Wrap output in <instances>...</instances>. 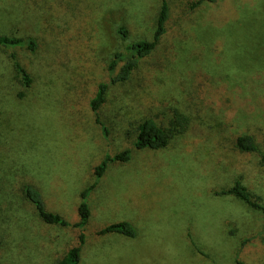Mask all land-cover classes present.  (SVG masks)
I'll use <instances>...</instances> for the list:
<instances>
[{"label": "rangeland", "instance_id": "1", "mask_svg": "<svg viewBox=\"0 0 264 264\" xmlns=\"http://www.w3.org/2000/svg\"><path fill=\"white\" fill-rule=\"evenodd\" d=\"M197 1L169 0L156 49L111 83L114 53L153 39L160 0H0V35L24 42L0 45V264H57L81 234L79 264H264L263 213L221 194L239 179L264 204V0ZM101 82L107 134L91 108ZM176 109L188 131L135 146L142 120L168 125ZM242 134L256 151L237 148ZM125 149L130 160L96 175ZM28 186L71 225L44 222ZM121 221L136 236L98 233Z\"/></svg>", "mask_w": 264, "mask_h": 264}, {"label": "trees", "instance_id": "2", "mask_svg": "<svg viewBox=\"0 0 264 264\" xmlns=\"http://www.w3.org/2000/svg\"><path fill=\"white\" fill-rule=\"evenodd\" d=\"M206 0H198L197 4H200ZM214 2L216 0H207ZM171 17V9L169 0H160V8L157 15V20L154 28L153 39L141 38L136 41L130 42L126 45L125 51H116L108 64V69L111 74V83L127 82L131 79L134 72L137 69L140 61L149 56L157 47L159 41L163 35L167 32V26ZM118 34L123 38L128 35V30L125 25H120L117 29ZM24 42L22 39L2 36L0 35V45H22ZM29 46V45H28ZM36 45L34 41L30 42L29 48H34ZM12 58L15 63V67L22 75L23 81L26 85H30L32 78L29 72L23 67V65L16 60V54L12 53ZM110 82H101L98 85L95 96L91 99V108L96 115L97 123L101 124L104 133H108L106 125L100 118V108L107 100V93ZM190 117L184 112L176 109L174 115L170 119L168 125L158 122L153 117H148L142 120L136 127L137 138L135 146L139 149H162L169 145L171 140L182 133H185L190 128ZM236 146L244 152H253L257 150V145L254 138L248 134H242L236 138ZM131 151L125 149L114 156L108 155L104 161L97 165L95 173L97 176H102L105 170L108 168L110 162H126L130 160ZM93 188H87L82 192L84 198H86ZM221 194L235 195L239 200L248 204L251 208L260 210L264 215V204L258 202L253 198V195L247 189V187L238 179L234 185L222 189ZM27 195L33 201L36 210L40 218L48 224H57L62 226L71 225L60 214L49 211L45 207V203L42 200L40 192L31 187H27ZM80 221L73 224L75 227L85 226L90 218L91 209L86 200L79 205ZM110 232L124 233L125 235L134 237L137 234L135 227L127 221H121L108 225L101 229L99 234H106ZM80 244L70 247L57 264H79L81 258L82 245L85 242L84 234L80 236Z\"/></svg>", "mask_w": 264, "mask_h": 264}]
</instances>
